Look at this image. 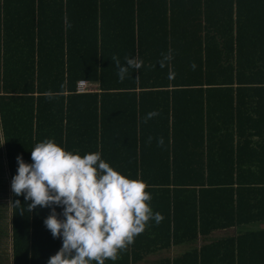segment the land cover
<instances>
[{
  "label": "trees",
  "instance_id": "trees-1",
  "mask_svg": "<svg viewBox=\"0 0 264 264\" xmlns=\"http://www.w3.org/2000/svg\"><path fill=\"white\" fill-rule=\"evenodd\" d=\"M25 1L29 5L25 7L24 17L21 19L26 20V22L24 21V31L27 39L23 46L25 52H27L26 69L12 68L9 60L2 59L5 56L2 54V40L0 39V103L2 105L13 103L15 107L12 117L6 115V121H3L6 126H11V128L5 126L7 128L5 135L8 145L12 144L14 146V149L8 150V166L11 179L17 171V156L22 157L26 163H31V150L37 142L44 139H53L65 150L79 152L81 156L86 152H99L102 158L106 153L101 148L103 142L99 140L98 122H94L95 129L91 130L88 135L87 143H90L89 147L83 148L85 145L82 147V143H80V140L84 139L82 130L78 131L77 142V134L73 131L75 125L74 116L69 109V106L72 107L69 103H71V99L75 95L76 84L81 79L102 83L101 88L103 91L91 93L95 120L99 118L95 112L98 111L99 94L110 92V87L105 84V74L100 75L102 70H99L98 50L97 53L94 52L95 49L91 53L85 54L89 55L90 62L82 61L79 68H75L76 64L73 62L76 54L70 53L72 50H77L79 53L83 52L82 48L84 45V52H86L92 46V41L88 37L89 34H92V31L83 30L80 35H76L74 33L76 31L69 29L67 34L64 22H59L57 18L53 20V26L45 24L44 27L43 23L38 22L36 19V0ZM222 1L219 0L217 4L218 12L226 10V6L222 5ZM118 3V11L122 14L120 24L126 27L122 29L123 37L120 41L123 65H125V57L137 58V38L135 36L140 29L154 26L155 30H162V23H166V28L163 29V31L166 30V35H170L174 31H186V35L194 34L196 29L202 26V23H200L202 16L206 15V19H209V13L212 12L211 9L213 7L210 0H118ZM111 4L114 5L111 0H100V2L96 0L91 4L97 19L101 18L102 23L107 22L108 18L106 15L108 14L106 12L110 11L109 6ZM141 13H148L152 18L151 21L148 22L141 19ZM25 15H27L26 18ZM136 17L137 23L132 21ZM9 19L14 20L15 17L11 15ZM140 20L142 22L141 26ZM5 22L3 20L2 22L0 21V29ZM253 22L251 23L252 29L254 32L257 31L256 33H259V35H250L252 36L249 37L250 42L251 44H256V42L264 44V27L263 25H258L255 21ZM158 23L159 25L155 27V24ZM199 23L200 26H198ZM220 24L215 27L216 30ZM210 26L209 21H207V28L211 29ZM95 28H98V24H96ZM239 29L241 30V26H239ZM49 31L56 32V35L50 34ZM44 32L46 33L44 34ZM230 35L233 36L234 34L231 32ZM158 38L161 42L160 47L163 49V42H166V39L162 35L158 36ZM37 40H39V49L37 46L38 54L35 52ZM187 42L194 43L195 38H189ZM94 43V47L97 48L98 37ZM220 43L221 40H219V45L214 49L215 51H212L207 56L209 59L207 69L204 68L205 64L202 62V53L188 56L183 67L176 66L175 69L169 60L164 63L163 59H160L158 62L160 68L149 70H143L142 63L139 69L130 68L123 80H120L118 75L116 76L119 82L117 93L123 96L134 95V97L139 92L146 95L154 94L153 91L147 89L151 87H141V80L144 78L155 84L156 82L159 84L181 82L185 88L199 86L196 94L201 99L204 100V95H207L204 89H208V94L213 92L219 95L220 102L224 104H228L234 99L235 90H238V93L249 90L251 97L264 95V84H261L264 82V57H261V65L246 69L245 67L243 68L241 63V54L238 55L237 59L231 54H226ZM66 44L67 46H65ZM66 47L67 51L65 50ZM185 49L189 50L191 48ZM79 55L81 57L84 56L82 54ZM44 59L56 61V68H44ZM138 60L141 61V57ZM236 60L239 61L237 62ZM57 75L59 81H56ZM236 81L239 82L237 88L234 86L237 83ZM139 86L143 88L141 91H137ZM158 92H160L158 95H162L163 91ZM208 98L210 97L208 96ZM124 103L130 104L129 101ZM166 103L163 100H156L153 106L163 111L161 105ZM198 103H204V101L187 100L186 108L188 107L191 110ZM232 106L234 107V104ZM251 107L253 109L259 108L260 102L253 101ZM202 112L201 110L198 114H202ZM18 117H20L19 120ZM159 117L163 119L159 112L152 115V119ZM7 120L11 123H7ZM194 120L196 119L192 121L188 119L187 122L191 123H187V125L197 127L198 123H195ZM155 122L162 124L161 119ZM124 125L122 124V126ZM18 127L20 129V137L19 132H17ZM124 127H129V125ZM11 129L16 131L12 132ZM205 136L207 135L202 132L201 147L203 148L207 145L210 148L211 137L208 141L204 139ZM123 143L124 148L121 149L123 150V153H121L123 161L115 164L116 170L130 179H138L145 184V191L151 195L149 205L153 208L154 213H160L162 219L159 223L151 219L153 225L157 228L154 227L153 232L149 233L150 243L148 247L139 242L137 244L133 240V243L118 251L115 261L106 259L105 264H131L132 259L135 261L136 252H139L140 257H142L146 253L158 252L170 247L171 243L168 238L172 237L176 240V237L180 234L178 229L175 230L172 227V219L169 213L170 201L174 197H170L168 193L172 190H181L194 195L193 205L189 208L184 220L185 225L188 227L183 230V233L187 238H190L189 234H192L193 237H197L199 233L204 234V225L211 220L209 211L208 213L202 212L201 205L200 209H198L203 199L204 205L205 201L210 202L211 199L213 200L215 205L213 211L216 212V223L219 228L226 221L223 227L241 222L236 216H232V211L230 213L231 209L240 211L241 199L235 196L239 191L246 192L244 201L247 200L250 204L252 215L250 220H264V212L261 213L262 209H264V165H252L248 173L251 179L243 183L235 180L239 175L235 166L225 164L222 158L216 159L215 163L211 165L210 157L207 160L204 159L206 158L205 149H202L190 151V156L193 155L194 158L201 157V159L195 158L191 164L187 160L186 172L179 175L177 165L169 164L168 161L164 163L159 161L148 162L146 161V151L141 150V148L138 149V144L131 147L132 145L127 139H124ZM196 147L200 148L199 140L196 141ZM255 152L257 153V151ZM154 154L155 156H161L160 151ZM4 171L6 172L3 168L0 176L2 178L0 179L2 180V182L0 181L2 183V186L0 183V191L6 192L7 190L9 191V181ZM178 178L183 179L179 180ZM214 193L216 196H214ZM209 194L213 195V197L203 196ZM12 198L15 215L18 216L21 213L23 218H25L21 220L24 227H30L32 221L31 213L34 220L35 214L39 209H49V207L37 206L34 208V213V211L28 210V205L31 201H25L23 194L17 196L13 193ZM15 201H19L20 204L14 203ZM207 206L210 210V205L207 204ZM52 207L55 208L58 218L63 219L62 207L56 205ZM247 222L250 221L248 220ZM163 225L170 227L166 231L165 228L161 227ZM34 239L37 240V238ZM30 241L28 235L25 239L20 238L19 241L16 232L13 250L14 264H47V260L50 257L49 251L54 255L62 244V240L59 237L54 238L51 244L39 247H36L34 242L31 245ZM243 244H248L249 247L245 245L243 247ZM211 251H214L213 253L216 254L217 258L211 259L209 256ZM35 252L37 254L40 253V256H37ZM262 262H264V230H258L244 233L239 235L238 238L224 237L219 239L218 245H214L212 249L211 246H204L199 250L188 251L173 261L168 258H160V261L154 264H257Z\"/></svg>",
  "mask_w": 264,
  "mask_h": 264
},
{
  "label": "crops",
  "instance_id": "crops-1",
  "mask_svg": "<svg viewBox=\"0 0 264 264\" xmlns=\"http://www.w3.org/2000/svg\"><path fill=\"white\" fill-rule=\"evenodd\" d=\"M95 1L36 0V19L38 22L43 23L44 27L45 24L53 26V20L57 18L59 22H64L67 34L69 29L76 31L74 32L76 35H80L83 30L92 31V34L88 35L92 41V46L86 52H84V45L82 48L83 52L79 53L77 50H72L70 53L76 54L73 62L76 64L75 68H79L82 61L90 62L89 55L85 54L91 53L95 49L94 52L97 53L98 50L99 70H102L100 75L105 74V84L110 87V92L99 94L98 111H95L99 118L95 120L91 93L103 91L101 88L102 83L81 79L87 81L92 90L79 92L78 85L81 80L77 82L75 95L72 97L71 103H69L72 106H69V109L74 116L75 125L73 131L77 134V142L78 131L82 130L84 139L80 140V143H82V147L85 145L83 148L89 147L90 143H87L88 135L91 130L95 129L94 122H98L99 140L103 142L101 148L106 151L102 159L114 169H116V163L123 161L121 154L123 150L121 149L124 148V139H127L130 141L131 147L138 144V149L141 148V150L146 151V161H159L162 163L168 161L169 164L177 165L179 175L186 172L187 160L191 164L195 158L201 159V157L194 158L193 155L190 156V151L205 149L206 158L204 159L207 160L210 157L211 165L215 163L216 159L222 158L225 164L236 167L239 174L235 178L236 181L248 182L251 179L248 174L250 167L257 164L264 165V95L251 97L249 90L242 93H238V90H235L234 99L230 103L224 104L220 102L219 95L213 92L208 94V89L204 90L210 98L204 95V100L201 99L196 94L199 86L185 88L181 82H169L166 84L156 82L155 84L144 78L141 80V87H151L147 89L153 91L154 94L146 95L139 92L136 97L134 95L123 96L118 94L117 85L119 82L116 78L118 72L116 60H119L120 65H123L120 41L123 37L122 29L126 27L120 24L122 14L118 11V0H111L114 5L111 4L109 6L110 11L106 12L108 19L105 23H102L101 18L97 19L95 11L92 10L91 4ZM97 1L100 2V0ZM210 2L213 7L211 9L212 12L209 13V19H206V15L202 16V22L200 20L202 26L199 23L198 26L200 27L196 29L194 34L186 35V31H174L172 34L166 35V30L163 31L166 28V23H162V30H155L154 26H150L136 32V54L138 59L141 57L143 70L160 68L158 64L160 59H163L164 63L169 60L173 64L174 69L176 66L183 67L188 56L195 53L197 55L203 54L202 62L205 64L204 68L207 69L209 62L207 56L212 51H215L214 49L219 45V40H221L220 45H222L226 54H231L236 59L241 54L243 68L248 69L262 64L261 57H264V44L259 42L251 44L249 37L259 35V33H256L257 31L254 32L252 29L251 23L253 21L264 27V0H223L222 5L226 6V10L221 12H218L217 4L219 0H210ZM27 5L29 4L25 0H0V21H6L0 29L2 54L5 56L2 59L9 60L11 67L19 70L27 68V52L23 48L27 39L24 31V21L26 22V20L21 19L24 17V9ZM11 15L15 17L14 20L9 19ZM26 17L27 15H25ZM140 17L148 22L152 19L148 13H141ZM132 21L137 23V17ZM207 21H209L211 29L207 28ZM141 23L140 20V26ZM219 23L221 24L216 30L215 27ZM96 24H98V28H95ZM158 25L159 23L155 24V27ZM239 26H241V30ZM231 32L234 34L233 36L230 35ZM49 33L56 35V32L49 31ZM161 35L166 39V42H163V49L160 47L161 42L158 38ZM97 37L99 43L98 47L95 48L94 41ZM189 38H195V42H187ZM38 43L39 40L36 43V54H38L37 46L39 49ZM185 48L191 49L187 50ZM65 50L67 51V47ZM79 54L84 56L81 57ZM165 57H168V59H165ZM44 60V68H56V61H51V59ZM56 81H59L58 75ZM236 82L234 84L235 88L239 85V82ZM261 84H264V82ZM141 89L143 88L139 86L137 91H141ZM161 90L163 91L162 95H158L160 93L158 91ZM191 99L198 102L204 101V103H198L190 110L188 107L186 108V101ZM156 100L167 102L161 105L163 111L153 106ZM128 101L130 104L124 103ZM253 101L260 102V107L255 108L256 110L251 107ZM233 104L234 107L232 106ZM201 110L203 111L202 114H198ZM14 112L13 103H5L4 105L0 103V176L4 168L6 170L4 173H6V178L9 181V191H0V264H14L13 250L16 232L19 241L20 238L25 239L28 235L31 240L30 244L32 245V242H34L36 247L49 245L54 240L50 230L43 223L51 211L50 208L39 209L36 213L37 215L35 214L34 220L31 213L32 221L30 227L22 225L21 220L25 218H23L21 213L18 216L14 213L13 192L11 190L12 179L8 166V150L14 149V146L12 144L8 145L5 135L6 127L11 128V126H6L3 122L6 115L11 116ZM158 112L163 119L160 117L152 119V115L149 116V113L156 114ZM19 119L20 117H18ZM159 119L162 120V124L155 122ZM188 119L191 121L196 119L194 122L198 123L197 127L188 126L187 123H191L187 122ZM7 123L11 122L7 120ZM122 124H125L124 126L129 125V127H124ZM11 131L15 132L16 130L11 129ZM17 132H19L20 137L19 127ZM202 132L207 135L204 137L205 140L209 141L211 137L210 148L207 145L203 148L201 147ZM124 134L126 135L124 136ZM198 140L200 148L196 147V141ZM159 151L161 156H155L154 153ZM178 179L182 180L183 178ZM0 181L2 182V180ZM168 194L170 197H174L170 201L169 213L172 219V227L175 230H179V236L176 237V240L172 237L168 238L171 243L170 247L161 251L146 253L142 257H140L139 252H136L135 261L132 259L131 264H154L160 261V258H168L173 261L182 254L194 249L199 250L204 246H211L212 249L214 245H218L221 238H238L239 235L247 232L264 230V220H250V216H252L250 204L247 200L244 201L246 192L239 191L235 196L241 199L240 211L230 210V213L232 211V216L240 219L241 222L239 224L223 227L226 221L221 224V228L217 227L216 212L213 211L215 206L213 200L211 199L210 202L205 201L204 205L203 199L200 204L198 203V209H200L201 205L202 212L208 213L209 211L211 220L204 225V234L199 233L197 237L189 234L190 238H187L183 233V230L188 227L185 225L184 220L189 208L193 205L194 195L181 190H172ZM203 196L213 197L211 194ZM214 196H216L215 193ZM150 202L148 203L150 204ZM207 204L210 205V210ZM151 209L154 213L152 207ZM33 211L34 209H31V212ZM263 212L264 209H262L261 213ZM248 220L250 222H247ZM154 227L156 226L149 219L144 231L134 237L135 243H142L145 247H148L150 232H153ZM161 227L167 231L170 226L163 225ZM34 238H37V240ZM139 238L141 239L139 240ZM244 245L249 247L248 244H243V247ZM213 252L209 253L211 259L217 258ZM35 253L40 256V253ZM49 255H52L51 251H49Z\"/></svg>",
  "mask_w": 264,
  "mask_h": 264
},
{
  "label": "clouds",
  "instance_id": "clouds-1",
  "mask_svg": "<svg viewBox=\"0 0 264 264\" xmlns=\"http://www.w3.org/2000/svg\"><path fill=\"white\" fill-rule=\"evenodd\" d=\"M116 64L118 78L123 80L129 69H139L142 61L125 57V65H120L119 60ZM16 160L12 192L31 201L28 210L49 207L50 214L43 223L53 238L62 240L47 264L115 261L118 251L133 243L149 219L156 223L162 219L148 203L151 195L145 191V184L121 174L99 152L81 156L65 150L53 139H44L31 150V163L20 156ZM53 205L62 207L63 219L58 218Z\"/></svg>",
  "mask_w": 264,
  "mask_h": 264
},
{
  "label": "built area",
  "instance_id": "built-area-1",
  "mask_svg": "<svg viewBox=\"0 0 264 264\" xmlns=\"http://www.w3.org/2000/svg\"><path fill=\"white\" fill-rule=\"evenodd\" d=\"M90 90H92V88L89 86L87 81H85V80L79 81V85H78V91L79 92H86V91H90ZM258 264H264V263H258Z\"/></svg>",
  "mask_w": 264,
  "mask_h": 264
}]
</instances>
